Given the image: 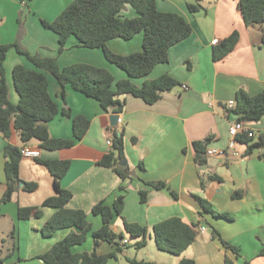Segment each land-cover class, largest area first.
<instances>
[{
	"label": "crops",
	"instance_id": "crops-1",
	"mask_svg": "<svg viewBox=\"0 0 264 264\" xmlns=\"http://www.w3.org/2000/svg\"><path fill=\"white\" fill-rule=\"evenodd\" d=\"M71 2L0 0V44L19 41L32 56L56 58L61 68L85 63L107 69L115 83L128 79L124 70L106 59L102 48L79 47L78 41L70 38L65 51L60 53L58 35L47 29L43 21L53 22ZM238 2L156 0L160 12L183 17L191 25L192 34L169 49L168 62L158 64L145 78L133 79L137 86L166 74L178 80L179 85L164 93L154 105L127 95L121 99L125 103L121 111H106L97 100L70 85L63 88L52 74L38 69L26 56L14 49L8 53L5 69L12 103L19 101L13 69L23 65L44 74L49 81L50 95L60 109V114L49 123L54 139H75L76 116L87 118L90 127L71 148L45 150L36 140L24 146L40 151L38 159L23 158L20 162L21 180L37 184V189L25 191L22 183L12 200L0 206V259L4 264H46L40 256L70 232L61 230L51 238L42 235L54 209L44 208L42 217L27 221L18 217L20 208L40 207L57 194L54 177L38 160L70 162V169L61 180V186L73 193L67 208L86 212L92 232L103 225L102 218L92 214L94 206L103 202L113 207L120 188L126 187L123 218L148 229L146 245L137 249L143 238L130 237L123 218L115 216L112 229L124 234L128 244L123 243L125 250L107 264H130L128 259L155 264H179L182 259L196 264H264V160L261 149L249 152L248 144L232 140L230 122L237 117L229 114L227 107L229 101L236 100L241 88L252 97L264 91V23L246 26ZM189 5H200V9L193 13ZM123 15L129 19L137 16L131 7ZM235 31L240 34L235 49L222 60L214 61L216 45L212 42L220 43ZM143 41L144 34L140 33L128 41L111 40L108 48L127 56L143 52ZM64 110H69L71 117H66ZM120 117L123 123H118ZM246 127L255 133L253 140L257 142L264 135V117ZM112 130L124 132L125 161L133 172L132 179L123 181L112 169L98 166L111 151L107 142ZM197 142L206 144L203 164L196 161ZM8 144L23 147L16 132L10 140L0 134V198L6 190L4 150ZM208 150L225 154L208 155ZM149 183H161L163 188L155 189ZM143 191L145 202L141 200ZM197 196L208 201L216 214L203 212ZM171 218L194 226L197 234L192 245L179 256L159 250L154 237V226ZM201 226L206 228L204 233L199 230ZM224 241L238 251L226 247ZM117 248V244L102 243L97 252L104 256ZM92 249L90 233L87 242L74 247L73 252Z\"/></svg>",
	"mask_w": 264,
	"mask_h": 264
},
{
	"label": "trees",
	"instance_id": "trees-1",
	"mask_svg": "<svg viewBox=\"0 0 264 264\" xmlns=\"http://www.w3.org/2000/svg\"><path fill=\"white\" fill-rule=\"evenodd\" d=\"M127 7H131L137 16L132 19L124 17L123 13ZM189 9L196 13L200 5H189ZM238 10L246 26L264 23V0H239ZM43 25L58 35L60 53L65 51L68 40L75 38L79 47L102 48L106 59L129 76L128 79L115 83L114 76L107 69L85 63L61 68L56 58L32 56L19 41L0 44V134L10 140L16 132L23 147L36 140L42 149L50 151L73 147L76 140H82L87 134L90 121L83 116H76L73 119L75 139H54L50 134L49 123L60 114V109L50 95L49 81L44 74L30 71L23 65H17L13 69L12 78L19 101L17 104L12 103L5 69L8 53L11 50L14 49L17 53L26 56L38 69L52 74L63 88L70 85L76 91L97 100L104 110L112 109L119 112L124 108L125 103L121 100L123 96L131 95L148 105H154L164 93L172 91L179 85L178 80L167 74L155 80H147L142 86L134 84L133 79L145 78L158 64L168 62L169 49L192 34L191 25L183 17L175 13L160 12L156 0H72L53 22L43 21ZM22 27L23 25L20 24V34ZM140 33L144 34L143 52L123 56L113 53L108 48L111 40L119 38L128 41ZM239 38L240 34L235 31L216 45L214 61H220L230 54L238 44ZM228 112L236 115L238 121L246 124L261 121L264 117V91L252 97L244 89H239L235 108L228 109ZM63 114L71 117L69 110H64ZM111 133L113 142L111 151L98 162V166L112 169L123 181L132 179L131 168L128 164L121 163L126 160L124 132L112 130ZM237 139L248 144L249 152L261 149V158L264 160V135L259 136L257 142H254L248 134H242ZM194 149L196 161L203 164L206 144L197 142L194 144ZM4 155L7 159L5 165L7 183L6 190L0 198V206L12 200L22 183L25 191L33 192L37 189V184L23 182L20 178V162L23 159L21 148L8 144ZM38 161L46 166L54 177L57 194L47 199L40 207L20 208L18 217L22 221L30 220L32 217L40 218L43 209L50 208L54 209V213L42 228V235L51 238L58 231L70 230L64 239L57 242L40 258L46 264H107L110 259H117L125 250L126 245L123 242L126 236L116 233L111 225L115 216L123 218L125 206L123 193L126 187L120 188L121 194L115 200L113 207H108L103 202L94 206L92 214L100 216L103 225L99 230L92 232L86 212L67 208L73 193L61 186V180L68 173L70 162ZM149 185L155 189L163 188L161 183H149ZM196 198L203 212L216 214L208 201L199 196ZM146 199V192H141L142 202ZM123 221L130 237L143 238L136 248L145 247L148 229L130 224L124 218ZM153 232L159 250L177 256L182 255L192 245L197 235L195 227L186 224L180 218H171L156 224ZM90 233L93 238L92 251L73 252L74 247L82 246L87 242ZM214 235L220 238L218 233ZM119 242L123 245L121 246ZM102 243L117 244L118 248L108 255L101 256L97 250ZM224 244L238 251L236 247L225 241ZM128 262L155 264L137 259H128ZM0 264H4L2 259ZM179 264L196 263L190 259H182Z\"/></svg>",
	"mask_w": 264,
	"mask_h": 264
},
{
	"label": "built area",
	"instance_id": "built-area-1",
	"mask_svg": "<svg viewBox=\"0 0 264 264\" xmlns=\"http://www.w3.org/2000/svg\"><path fill=\"white\" fill-rule=\"evenodd\" d=\"M212 44L218 45L219 41L214 40L212 42ZM184 87L186 89V86H184ZM235 105H236V100H231L228 102L227 107L229 110H232L235 108ZM118 123H123V119L121 117L118 119ZM229 134H230L232 140H237V138L242 134H248V136L250 138L256 137L255 133L246 127V123L238 121L237 119L230 122ZM107 144L109 147H111L113 145L112 138H110L108 140ZM207 154L208 155H223V154H225V152H220L217 150H208ZM21 155L23 158L38 159L40 157V151L35 150V149H31L29 147H22L21 148ZM235 155H237V153H235ZM199 230L201 233H204L206 231V228L204 226H201L199 228ZM123 243L128 244V240H124Z\"/></svg>",
	"mask_w": 264,
	"mask_h": 264
},
{
	"label": "water",
	"instance_id": "water-1",
	"mask_svg": "<svg viewBox=\"0 0 264 264\" xmlns=\"http://www.w3.org/2000/svg\"><path fill=\"white\" fill-rule=\"evenodd\" d=\"M121 163H123V164H127V162H126V161H123V162H121ZM21 185H23V184H21Z\"/></svg>",
	"mask_w": 264,
	"mask_h": 264
},
{
	"label": "rangeland",
	"instance_id": "rangeland-1",
	"mask_svg": "<svg viewBox=\"0 0 264 264\" xmlns=\"http://www.w3.org/2000/svg\"><path fill=\"white\" fill-rule=\"evenodd\" d=\"M130 248V247H129ZM128 249V248H127Z\"/></svg>",
	"mask_w": 264,
	"mask_h": 264
}]
</instances>
